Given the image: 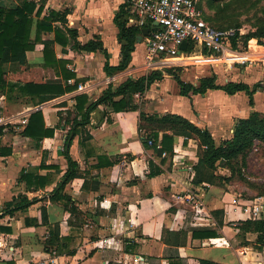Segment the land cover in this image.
Wrapping results in <instances>:
<instances>
[{"label": "crops", "instance_id": "obj_1", "mask_svg": "<svg viewBox=\"0 0 264 264\" xmlns=\"http://www.w3.org/2000/svg\"><path fill=\"white\" fill-rule=\"evenodd\" d=\"M20 1L2 0L0 5L15 8ZM129 1L36 0L44 8L43 17L49 16L51 10L67 12V23L57 21L54 26L77 31V38L68 35L67 47L57 43L55 52L57 58L69 61L67 68L76 75L64 84L73 85L78 80L87 90L77 89L39 106H34L19 90L7 88L0 93V127L4 128L0 152L12 150L11 155H0V264H170L168 258L177 254L188 264H197L199 260L215 264H264V250L262 254L255 253L252 246L258 245V234L249 232L241 238L238 227L241 222L253 220L250 209L258 198L237 194L232 171L227 166H218L219 162L215 174L230 179L222 186L206 182L195 186L194 167L201 154L199 139L169 131L159 132L152 145L145 144L147 133L141 129L140 116L142 111L159 117L181 116L199 129L208 130L216 145H221L233 138L238 121L249 118L253 112L264 115V69H252V55L264 52L253 51L251 44L256 40L251 39L244 51L234 50L231 58L196 54L188 60L196 62L188 66L178 64L181 61L178 59L150 62L144 37L143 42H136L128 69L109 75L106 64L118 66L122 62L114 18L120 6ZM53 38V33L43 35L44 40ZM97 38L108 57L101 50L80 49V45ZM241 58H250L251 64L242 67L240 77L233 78V66L240 64ZM27 60L29 64H42V50L28 51ZM149 64L164 65L160 70L163 79L155 81L142 96H134L131 104L139 107L116 112L108 103L91 113L89 124L78 129L69 145L70 156L78 163L80 173L63 191L71 200L51 201L48 194L68 169L64 149L72 122L79 114L76 97L86 94L89 104L110 85L116 89L130 78L150 74L153 71L141 72ZM181 67L188 73L190 70L201 73L191 80L193 75L175 71L184 82L195 86L200 85L202 78L215 75L217 85L244 82L261 87L254 94L253 106L244 91L229 95L211 89L205 94L190 92L184 96L174 76L163 70ZM44 72L49 76L47 70ZM39 110L46 126L55 128L54 137L42 141L23 134L30 115ZM78 119L81 120V115ZM164 134L173 137V151L161 154ZM41 165H55L59 170ZM29 171L47 178L44 189L28 188L21 175ZM190 192L201 200L200 209L187 199ZM25 195L35 202L25 211L9 212L8 204ZM204 229L216 232V237L193 236V230ZM54 231L61 237L56 250L65 242L62 238H69L62 254L46 250L45 241ZM176 238L185 243L173 247Z\"/></svg>", "mask_w": 264, "mask_h": 264}, {"label": "trees", "instance_id": "obj_2", "mask_svg": "<svg viewBox=\"0 0 264 264\" xmlns=\"http://www.w3.org/2000/svg\"><path fill=\"white\" fill-rule=\"evenodd\" d=\"M2 0H0L1 2ZM43 6H38L36 0H21L20 4L15 8H7L0 5V93L7 88L11 91L19 90V92L28 97L34 106H39L45 102L54 100L67 93L76 91L79 86V81L75 84H64L71 78H75L74 72H71L67 65L69 61L57 58L55 52V45L61 44L67 47L69 44V37L77 38V31L68 27L64 29L54 26V23L60 21L67 23V12H57L51 10L49 16H42ZM129 20V4L124 3L117 11L114 22L119 30L118 38L121 43V57L122 62L118 66H110L106 64V72L112 75L114 72H120L128 69L132 53L135 51V45L138 35L141 34V29L131 26ZM214 26V25H213ZM216 27V26H214ZM218 29H225L219 28ZM44 33H53L54 38L44 40ZM258 38L264 41V32L259 34L247 33L241 34L237 31L236 37L232 39V47L239 49L240 42L244 47H247L251 39ZM254 40L252 41L253 44ZM251 44V45H252ZM259 44H264L260 42ZM42 50L44 62L42 64H29L27 60V52L34 50ZM80 49L87 52L103 51L108 57V53L103 47L100 39H94L86 44L80 45ZM16 67L17 69H8V66ZM164 66V65H159ZM45 70L48 71L49 77L45 76ZM177 69H166L168 74L174 76L178 82L181 94L188 96L190 92L195 94H205L211 89H220L229 95H234L238 92L244 91L249 97L250 105H254V94L257 92L261 84L250 86L244 82H229L226 85H217L216 76L205 77L200 80V85L195 86L191 83H186L175 72ZM163 79V73L160 70L153 71L150 74L143 75L137 79H128L118 88L113 89L112 85L103 93L97 100L88 104V96L81 94L76 97V109L79 114L76 115L72 122L71 129L65 144L64 156L68 161V169L64 174L62 180L58 183L56 188L49 193V199L53 202L59 200L70 201L71 198L63 191L66 185L79 177V165L70 156V146L73 139L78 133L80 127H86L91 118V113L102 104L110 103L116 112H120L128 107H139V105H132L131 101L136 94L142 96L150 86L157 80ZM120 98L119 100H116ZM88 104V106H87ZM81 115V120L78 116ZM141 116V129L146 131L144 143L149 141L155 143L159 138V132L167 133L171 131L175 135H183L186 137H196L199 139L201 154L198 164L194 167L195 176L193 184L195 186L209 183L212 185L222 186L227 178L222 175H216L217 163L219 165L227 166L231 171L233 178L235 177V163L233 160L241 157V167L244 168L246 164V157L254 147L255 141L264 144V115L259 112H253L249 118L238 121L235 133L232 139L224 141L217 146L213 137L208 130H201L190 121L181 116L167 114L162 117L156 115H147L143 111ZM3 129L0 127V136L3 134ZM23 134L33 140L42 141L46 138H52L55 135V128L46 126L43 112L41 110L33 112L28 120ZM173 137L163 135V147L160 151L163 154L165 151H173ZM0 155H11L12 150L1 151ZM42 166V165H41ZM45 168H53L59 170L55 165L42 166ZM21 179L27 183L29 189L45 188L47 178L38 176L33 171L23 172ZM35 200H29L25 196L16 198L13 202L8 204L9 212L25 211L30 207ZM239 237L246 235V233L254 232L258 234L257 246L264 249V219L263 220H248L239 223ZM204 230H206L204 232ZM203 231L193 230V236H202L203 238L216 237L217 233L209 229ZM200 232V233H199ZM203 232V233H201ZM201 234V235H200ZM174 236H179L174 234ZM60 233L54 231L45 241L46 250L49 252L57 251L59 254L64 252V248L68 246L69 238H62L65 242L62 243L57 250L55 245L59 243ZM185 240L176 238L172 241L173 247H179ZM70 252L69 254H74ZM177 258L178 261L173 259ZM170 264H188L186 259L181 258L178 254L175 257L170 256ZM197 264H215L209 260H199Z\"/></svg>", "mask_w": 264, "mask_h": 264}, {"label": "built area", "instance_id": "obj_3", "mask_svg": "<svg viewBox=\"0 0 264 264\" xmlns=\"http://www.w3.org/2000/svg\"><path fill=\"white\" fill-rule=\"evenodd\" d=\"M201 0H130L131 26L150 28V35L145 37L147 59L167 61L178 59L191 60L196 54L205 56L228 57L234 54L232 39L236 29H218L200 17ZM188 43L187 50L181 47ZM240 64H249L251 59L241 58ZM80 91L87 87L79 84ZM152 145L153 142L149 141ZM187 199L200 209L202 202L198 195L190 192ZM251 219H264V197L258 198L250 209ZM40 264H45L41 262Z\"/></svg>", "mask_w": 264, "mask_h": 264}, {"label": "rangeland", "instance_id": "obj_4", "mask_svg": "<svg viewBox=\"0 0 264 264\" xmlns=\"http://www.w3.org/2000/svg\"><path fill=\"white\" fill-rule=\"evenodd\" d=\"M200 17L206 22L219 28L236 29L241 34H259L264 32V0H201ZM254 39L256 41L251 45L253 51L264 52V44H259L260 42L264 43V41L258 38ZM256 44L263 47H258ZM244 48L245 47L240 42L239 49L244 51ZM257 56H259V58L256 60ZM252 58V69L254 71L264 69V62H262L264 61L263 54H253ZM193 62H196V60L186 62L179 61L177 63H188V66ZM246 65L247 64H238L233 66L235 74L231 72V76L233 78L235 75H237L236 78L240 77L242 67H245ZM161 67L162 66L156 67L155 65L149 64L141 69V72L147 73L148 71H157L161 70ZM14 68L17 69L16 67H12V69ZM200 68L202 67L200 66L199 69ZM163 70L166 71V68ZM176 72L178 74L188 73L184 67L176 70ZM192 75L193 78L191 80H194L196 77L201 76V73L199 71L195 73V70H190L188 76L191 77ZM225 75L228 76L227 73H225ZM45 76L49 77L46 74ZM231 76L228 77L231 78ZM233 163H235L233 188L237 194L241 195L243 198H252L253 200L264 197V144L255 141L253 149L249 151L246 157L247 165L244 168L241 167V157L233 160L232 164ZM252 246L254 247L255 253H263L264 249L261 250L255 243Z\"/></svg>", "mask_w": 264, "mask_h": 264}, {"label": "water", "instance_id": "obj_5", "mask_svg": "<svg viewBox=\"0 0 264 264\" xmlns=\"http://www.w3.org/2000/svg\"><path fill=\"white\" fill-rule=\"evenodd\" d=\"M150 35V28L146 27V28H143L141 30V34L138 35V38H137V43H141L143 42V38L144 37H147ZM187 46H188V43L187 42H184V44L182 45V49L183 50H187ZM59 154H62V152H59Z\"/></svg>", "mask_w": 264, "mask_h": 264}, {"label": "bare ground", "instance_id": "obj_6", "mask_svg": "<svg viewBox=\"0 0 264 264\" xmlns=\"http://www.w3.org/2000/svg\"><path fill=\"white\" fill-rule=\"evenodd\" d=\"M251 49L253 50V48L251 47ZM250 59V58H249ZM256 60H257V58H256Z\"/></svg>", "mask_w": 264, "mask_h": 264}]
</instances>
